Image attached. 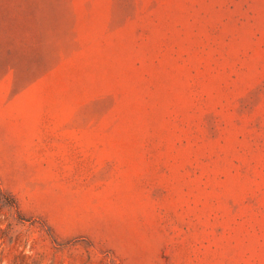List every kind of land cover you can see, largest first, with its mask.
<instances>
[{"label": "rangeland", "instance_id": "obj_1", "mask_svg": "<svg viewBox=\"0 0 264 264\" xmlns=\"http://www.w3.org/2000/svg\"><path fill=\"white\" fill-rule=\"evenodd\" d=\"M0 264H264V0H0Z\"/></svg>", "mask_w": 264, "mask_h": 264}]
</instances>
